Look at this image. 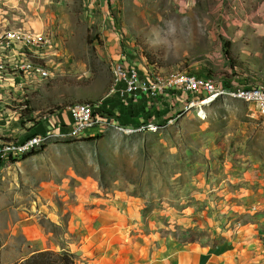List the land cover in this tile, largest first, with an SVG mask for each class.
<instances>
[{"label": "rangeland", "instance_id": "rangeland-1", "mask_svg": "<svg viewBox=\"0 0 264 264\" xmlns=\"http://www.w3.org/2000/svg\"><path fill=\"white\" fill-rule=\"evenodd\" d=\"M24 25L57 54L56 77L32 95L39 118L104 97L113 34L163 75L264 84V0H0V33ZM243 228L264 264V120L251 102L222 97L156 132L51 138L0 164V264L45 251L74 264H147L190 247L230 257Z\"/></svg>", "mask_w": 264, "mask_h": 264}, {"label": "built area", "instance_id": "built-area-1", "mask_svg": "<svg viewBox=\"0 0 264 264\" xmlns=\"http://www.w3.org/2000/svg\"><path fill=\"white\" fill-rule=\"evenodd\" d=\"M54 52V40L46 32L17 27L0 33V117L22 118V115L31 114L32 95L57 75L51 58L57 57ZM125 52L120 50L114 60L108 94L122 99L142 97L148 101L166 98L174 110L173 117L162 124L146 120L137 127H119L113 126L98 110V104L74 103L65 109L71 119L68 136L80 137L98 127L110 126L127 135L156 132L181 115L194 112L201 117L207 107L222 97L253 103L264 120V84L237 85L228 79L216 80L208 75L180 71L163 75L147 64L140 69L130 63ZM42 118L46 120L47 116ZM58 137L64 136L52 132L24 140L0 136V164L22 161L42 149L51 138Z\"/></svg>", "mask_w": 264, "mask_h": 264}, {"label": "crops", "instance_id": "crops-1", "mask_svg": "<svg viewBox=\"0 0 264 264\" xmlns=\"http://www.w3.org/2000/svg\"><path fill=\"white\" fill-rule=\"evenodd\" d=\"M114 14V12H113ZM22 27L29 28L34 31H42L40 29H35L29 25H24ZM17 28V27H11ZM9 28V29H11ZM111 50L114 54L118 55L119 46L118 38L116 34L109 37ZM115 55V59L117 57ZM130 63L135 64L140 69L143 67L142 63L137 60L130 61ZM43 88L42 86L39 87ZM36 90L35 93L41 90ZM109 90L101 99L96 100L98 104V110H101L109 119L113 126L119 127H137L143 121L150 120L157 124H162L164 120L172 118L174 110H172V105L166 98H160L157 101H148L145 98L138 99H122L118 95H109ZM66 107L63 110L53 111L50 115H47V119L37 117L38 111H32L29 114L28 119H22L20 116L17 118H10V116L0 117V136L15 140H24L33 135L46 134L48 132L58 133L63 136H68L70 133L71 119L66 112ZM110 127H98L92 132H97L105 130ZM90 132L89 134H91ZM256 230L252 228H243L233 239L231 244L235 252L229 256H223L217 253H208L207 255H201L196 251L195 248H184L177 250L172 253H165L153 258L146 257L147 264H260V259L262 256L254 254L255 248H258L256 240L253 239ZM129 255V254H128ZM132 254L131 256H133ZM130 256V255H129ZM208 260H214V262L209 263ZM206 258V259H205ZM263 262V260H262Z\"/></svg>", "mask_w": 264, "mask_h": 264}, {"label": "trees", "instance_id": "trees-1", "mask_svg": "<svg viewBox=\"0 0 264 264\" xmlns=\"http://www.w3.org/2000/svg\"><path fill=\"white\" fill-rule=\"evenodd\" d=\"M20 264H74V261L70 256L66 254H58L51 251H45L31 256Z\"/></svg>", "mask_w": 264, "mask_h": 264}]
</instances>
